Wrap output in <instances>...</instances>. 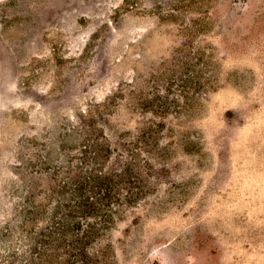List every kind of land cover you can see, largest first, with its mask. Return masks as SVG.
Returning <instances> with one entry per match:
<instances>
[{"label": "rangeland", "instance_id": "rangeland-1", "mask_svg": "<svg viewBox=\"0 0 264 264\" xmlns=\"http://www.w3.org/2000/svg\"><path fill=\"white\" fill-rule=\"evenodd\" d=\"M78 158L126 182L72 264H264V0H0V264L74 260L62 191L37 239L6 227Z\"/></svg>", "mask_w": 264, "mask_h": 264}, {"label": "trees", "instance_id": "trees-1", "mask_svg": "<svg viewBox=\"0 0 264 264\" xmlns=\"http://www.w3.org/2000/svg\"><path fill=\"white\" fill-rule=\"evenodd\" d=\"M90 116L94 117L92 114ZM90 121L86 123V121L80 119V126L75 127L72 131L80 135L81 147L88 148L90 146L93 148L94 155L91 156V162L100 166L102 158H106L108 152H110L109 140L97 134L103 130L95 126L96 120ZM87 152V150L83 151L86 154ZM79 161L87 165L80 164L79 166L74 164L75 161L73 160L60 162L61 164L54 170V176L50 180L46 179L45 185L41 187L38 186L37 181L43 179V177H40L43 171L38 169L29 171L24 179L23 189H26L25 194L21 201L15 204L14 209L16 212L12 219L7 221L9 224L6 227L9 237L15 236L14 234L18 232L19 235L24 234L26 239L32 241L37 239L38 224L36 215L40 201L49 198L50 204H53L54 197L62 191L65 195H63L64 197L60 196V198L63 200V202L61 201L62 205L67 212L65 218L69 221L68 227L72 229V235L76 237L77 243H80L74 247L77 253L72 255L75 257L74 260L73 257L67 259L68 264H72V261L77 263L79 258L86 256L87 241L100 235L103 228L102 222H112V217L109 219L110 216L107 215L108 217H106V214L109 210L112 211V205H122L119 195L124 188L118 187V185L121 186L124 178H118L119 175L89 165L87 159L82 158ZM124 182H126L125 179ZM26 183L28 184L27 188L25 187ZM125 200L128 203L132 202L128 197H125ZM56 203H60V200H57ZM55 221L56 218L54 219V217L47 220L50 226ZM84 226L85 229H83ZM98 226H100V229L97 228ZM62 236L66 238L64 233H62Z\"/></svg>", "mask_w": 264, "mask_h": 264}]
</instances>
